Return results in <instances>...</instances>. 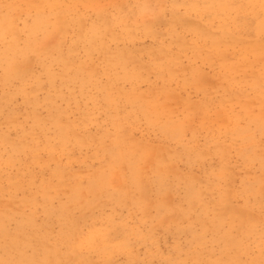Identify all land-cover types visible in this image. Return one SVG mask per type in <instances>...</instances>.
I'll list each match as a JSON object with an SVG mask.
<instances>
[{
  "label": "rangeland",
  "instance_id": "1",
  "mask_svg": "<svg viewBox=\"0 0 264 264\" xmlns=\"http://www.w3.org/2000/svg\"><path fill=\"white\" fill-rule=\"evenodd\" d=\"M193 1L210 0H0V207L10 210L0 217L11 232L20 227L19 245H34L37 261L264 264L256 178L264 164H238L226 183L197 141L204 127L187 124L190 113L201 122V111L217 119L208 130L214 152L222 124L264 113V0H213L224 21L195 16ZM174 11L191 12L204 29L198 38ZM210 31L223 42L205 55ZM194 99L213 110L197 112ZM174 130L181 141L169 137ZM181 146L188 151L171 160ZM228 155L230 166L239 162ZM23 188L30 206L20 205ZM46 205L55 207L44 214ZM33 206L32 228L14 222ZM199 223L212 224L200 231ZM86 226H99L95 241L64 237ZM51 240L62 253L40 247Z\"/></svg>",
  "mask_w": 264,
  "mask_h": 264
},
{
  "label": "bare ground",
  "instance_id": "2",
  "mask_svg": "<svg viewBox=\"0 0 264 264\" xmlns=\"http://www.w3.org/2000/svg\"><path fill=\"white\" fill-rule=\"evenodd\" d=\"M231 0H227V2H229ZM224 1H221V3L223 4ZM249 3L252 4V1H249ZM194 5H198L201 9L194 15L197 17H201V16H206L208 20H210L211 17L215 18V19H222L221 21H224L226 12L224 10V7L219 6L218 4H215L213 2V0H210L208 4L205 3H201V2H194ZM177 5H173L172 9L174 10L176 8ZM258 6V4L256 3L254 6H252L253 9L258 10L259 7H261V5H259L258 9L256 8ZM238 11V10H237ZM262 11V10H259ZM239 14H241L243 17L246 16L245 12H241L238 11ZM264 13V10H263ZM191 14L190 13H186V14H179L178 12L174 11V13L170 14L172 19L175 20H179L181 22H185L184 24H188L190 25V29L195 33L196 37L198 38L200 33L203 32V26L200 27H194V24H192V22L189 21L187 15ZM189 22H188V21ZM209 27H211V25H209ZM199 34V35H198ZM211 34H213L212 31H210L207 34H203V36L206 37H211ZM227 36L232 39L233 37L227 33ZM214 36V34H213ZM210 40L212 41L211 44L208 45V43H206L205 45V55H209V53H211L210 47L213 46L214 42L220 44L221 42H223V39H212L210 38ZM243 45L245 44H249L251 42L244 40ZM223 59H221L222 61ZM219 62V60H218ZM198 99H194V103L195 104V109L197 112H199L201 110V108H205L208 110H213V108L211 107L212 103L211 101L207 100V102L205 103H197ZM264 112V110H263ZM200 113V112H199ZM201 122H199V118L194 114V113H190L188 118V122L187 124H195V123H201V126L204 127V129L200 128V132L196 133V138L197 141L199 142L201 137H203V143L205 145V149H206V153L203 154V156H205V159L209 162V164H213L217 170V173L219 176H221L222 180H225L226 183H228L231 179H234V176H232L231 172H234L235 170L239 169V165L238 164H254V162H256V164H264V154H263V149L261 148L260 144L258 143V141H260V137H262L264 135V121L260 122L258 121V118L260 119H264V113H260V111L256 112L253 114L251 120L253 121H248L249 123L252 122V124L254 125V127H256L260 133L256 136V134L252 131V127L250 126V124L246 121L241 122L239 120L235 121V122H231L228 125L226 124H222L221 128H217L215 131V138L217 143H215V146L217 145L218 147L214 150L219 152V156L218 154L214 155V152H210V144H211V138L208 135V130L209 127L211 126H215L217 123V119H213L211 118V114H205L204 112L201 111ZM213 129V127H211ZM244 131V133H243ZM204 132V134H203ZM194 133V132H193ZM178 134H176V130H174L173 132L169 131V137H173L175 140H179L181 141L182 136H176ZM166 148V147H163ZM181 150L180 151H176L175 154H171L170 152H166V153H170L169 156L172 159L177 160V157H179L181 154H183L184 151H188V149L184 146H181ZM199 151V150H198ZM228 152H234L238 155L239 157V162H237V164H232L233 166H230V164L227 163V159L229 158ZM157 158H159V162H169L166 160L161 159V157L157 156ZM193 158V157H191ZM3 160V159H2ZM201 160V159H200ZM254 161V162H253ZM1 163V161H0ZM194 164H199L198 161L193 162ZM208 164V163H207ZM3 165H7V164H3ZM216 165H219L218 167H216ZM264 166V165H263ZM260 166V173L258 175H256V178L259 181V184L264 186V167ZM203 167V166H201ZM229 167H232L229 169ZM163 169V168H162ZM201 169L200 166L196 168ZM208 170L211 169L210 166L207 167ZM234 171H233V170ZM56 170V169H55ZM59 170V169H58ZM200 179L197 178L195 179L196 183L200 181L198 180ZM236 180H238V178H235ZM33 185V184H32ZM193 185V183H191V186ZM217 186H215L216 188ZM29 190H31L33 192V190H35L37 187L36 186H28ZM247 189H249L248 187H241V194L245 195L248 192L246 191ZM1 190V188H0ZM20 190V189H19ZM20 192L23 194L22 197L19 199L20 205L23 204V202H26V204L28 203L29 206L31 204V200L29 199L32 195V193H25L24 188L22 190H20ZM191 191L188 190L185 194V197H191ZM228 196V199L232 204L233 203V197L231 196V193L228 192V194H226ZM2 196H0L1 198ZM166 200H168L166 197H164ZM219 198V197H218ZM70 200H74L72 197L69 198ZM74 202H76L74 200ZM181 202V201H179ZM170 203L168 202V205ZM167 205V207H169ZM57 206V205H56ZM61 209L64 208L63 204H60L59 207H61ZM22 209H26L22 206H20ZM20 207H17V209L14 207V211H19L21 210ZM50 207H55L52 205H46L43 207L42 211L45 214L46 210ZM171 208V207H169ZM1 210H4L5 208H1ZM31 211L30 213L27 214H22L20 216H13V220L15 223H21L24 221H30V224L28 223L26 227L32 228L33 225L32 223H34V221L36 219H34L36 217V212H35V208L30 207ZM10 211L9 209H5ZM64 210V209H63ZM61 210V211H63ZM41 211V212H42ZM21 214V213H20ZM206 224V223H205ZM204 223H199V230H207L209 228H211V224H206L205 226ZM99 230V226H86L84 228V232H79V235H76L75 233H66L64 235L65 238H67V240L69 239L70 241H74V243H81L82 242V237L85 240L88 241H95L96 238H94V235H96L98 233ZM23 232L21 231L20 227L17 225L16 228L11 232L9 230V226L6 223V221H4L1 217H0V264H42L44 262L47 261L48 264H51L48 260H43L42 261H37L36 260V253H37V249L31 246V244H27V247L24 248L21 245H19L18 239L19 236L22 234ZM192 233H185L182 234V238L184 240H189V235H191ZM93 235V236H92ZM128 241V240H127ZM46 245L44 244H40V247L47 250V254H50L53 251H60L62 253V249L59 245L56 244L55 241L51 240L48 242H45ZM37 246V245H36ZM180 246L177 244V247ZM73 248V247H72ZM181 250V249H179ZM203 257V256H202ZM206 259L208 262L211 261L212 256L207 253L205 255ZM202 259V258H201Z\"/></svg>",
  "mask_w": 264,
  "mask_h": 264
}]
</instances>
